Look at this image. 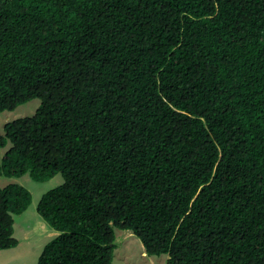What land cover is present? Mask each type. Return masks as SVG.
<instances>
[{"label": "trees", "instance_id": "trees-1", "mask_svg": "<svg viewBox=\"0 0 264 264\" xmlns=\"http://www.w3.org/2000/svg\"><path fill=\"white\" fill-rule=\"evenodd\" d=\"M0 177L63 183L37 264H264V0H0ZM0 187V249L31 204Z\"/></svg>", "mask_w": 264, "mask_h": 264}, {"label": "rangeland", "instance_id": "rangeland-1", "mask_svg": "<svg viewBox=\"0 0 264 264\" xmlns=\"http://www.w3.org/2000/svg\"><path fill=\"white\" fill-rule=\"evenodd\" d=\"M40 104L38 98L29 100L14 110H3L0 112V134L4 133V125L14 119L32 116ZM8 143L0 148V156L10 147ZM17 183L26 187L32 200L28 208L19 215H14V236L19 243L16 247L0 249V264H37L39 256L50 240L58 231L52 228L40 216L37 205L43 194L63 183V176L58 173L54 177L38 182L30 177L28 173L20 176L0 177V187ZM41 223L44 224L41 227ZM115 244L111 264H166L167 255H147L142 247L141 240L131 231L115 228Z\"/></svg>", "mask_w": 264, "mask_h": 264}, {"label": "crops", "instance_id": "crops-1", "mask_svg": "<svg viewBox=\"0 0 264 264\" xmlns=\"http://www.w3.org/2000/svg\"><path fill=\"white\" fill-rule=\"evenodd\" d=\"M40 225H41V227H43V226H44V224H43V223H41Z\"/></svg>", "mask_w": 264, "mask_h": 264}]
</instances>
